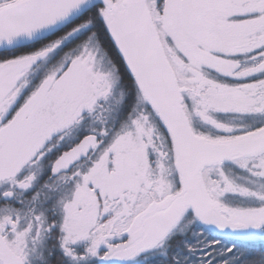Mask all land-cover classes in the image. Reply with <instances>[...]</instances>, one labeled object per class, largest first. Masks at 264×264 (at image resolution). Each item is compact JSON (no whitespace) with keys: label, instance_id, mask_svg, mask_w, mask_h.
<instances>
[{"label":"snow or ice","instance_id":"6c2138e0","mask_svg":"<svg viewBox=\"0 0 264 264\" xmlns=\"http://www.w3.org/2000/svg\"><path fill=\"white\" fill-rule=\"evenodd\" d=\"M0 264H264V0H0Z\"/></svg>","mask_w":264,"mask_h":264}]
</instances>
